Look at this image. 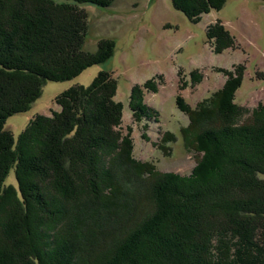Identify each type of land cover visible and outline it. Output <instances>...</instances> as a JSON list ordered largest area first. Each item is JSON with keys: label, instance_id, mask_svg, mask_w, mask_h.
<instances>
[{"label": "trees", "instance_id": "obj_1", "mask_svg": "<svg viewBox=\"0 0 264 264\" xmlns=\"http://www.w3.org/2000/svg\"><path fill=\"white\" fill-rule=\"evenodd\" d=\"M113 1L0 0V204L12 202L14 214L0 218L11 247L8 255L0 252V256L12 260L7 264H80L86 256L91 259L99 253L104 243H99L97 232L96 240L80 231L86 215L82 221L72 218V230H65V237L47 239V246L56 241L48 251L28 248L29 201L42 205L39 194L49 188L55 192L53 199L66 203L62 205L70 212L68 218L78 211L84 214L86 203L87 209L88 203L95 204V214L113 207L115 213L130 209V218L132 214L137 218L131 221L128 235L102 251L98 264H264V108L241 122L244 111L233 103L242 82L240 73L231 75L196 109L176 98L189 117L188 127L181 130L183 144L200 155L186 176L160 173L153 164L135 162L128 138L123 147L116 144L121 105L115 102L116 86L105 71L87 86L75 84L59 93L62 110L51 119L36 115L17 136L5 131L6 121L27 112L48 82L73 81L108 60L114 46L107 40L98 43L95 53L84 51L87 15L79 9H107ZM169 1L189 19L220 8L226 0H206L205 6L197 1L194 9L185 0ZM59 5L68 7H62L64 14ZM205 34L208 41H222L214 43L218 52L232 44L217 25L209 26ZM138 90L133 87L128 99L135 120L146 112L139 106ZM102 154L108 155L105 165ZM109 166L112 173L105 171ZM117 166L133 171L134 178L125 181L131 192L136 185L146 187L140 204L138 199L128 201L126 188H118L122 180L114 172ZM38 211L42 212L40 207ZM59 213L48 217L59 218Z\"/></svg>", "mask_w": 264, "mask_h": 264}, {"label": "rangeland", "instance_id": "obj_2", "mask_svg": "<svg viewBox=\"0 0 264 264\" xmlns=\"http://www.w3.org/2000/svg\"><path fill=\"white\" fill-rule=\"evenodd\" d=\"M197 1L202 6L207 4L206 0H202V3L201 0H185V3L192 4L194 9ZM200 4L198 3V8L202 7ZM63 9L60 10L64 14ZM79 10L87 15L84 51L88 54L95 53L98 43L107 40L105 43H113L112 55L104 64L84 71L73 81L61 84L48 82L27 112L16 114L6 121L4 129L10 134L17 136L36 115L51 119L62 110L56 98L59 93L75 84L87 86L98 72L105 71L116 86L115 102L121 105L120 123L116 127L119 141L116 144L123 147L128 138L132 148L131 157L135 162L153 164L160 173L186 176L200 155L189 152L183 144L181 130L188 127L189 117L183 108L177 106L178 98L192 110L196 109L197 105L221 90L231 75L234 77L233 74L240 73L242 82L235 92L233 103L244 111L241 122L246 121L248 116L251 117L256 109L264 108V0H226L220 8L198 16L191 15L189 19L174 10L169 0H114L107 9L88 6ZM212 25L222 27L227 32L232 40L229 48L218 52L214 43L222 41L207 40L205 32ZM133 87L140 90L142 97L139 106L146 110L140 120H135L129 107L128 99ZM137 101L136 97L132 103L136 105ZM194 135L196 136V131ZM107 157V154L101 155L104 165L108 162ZM105 171L112 173V166L105 167ZM114 172L119 173L122 180L118 188H126L127 196L130 197L128 200L131 202L138 199L140 204L146 187L136 185V189L131 192L128 185L125 186V181L134 178L131 175L133 171L117 166V171ZM109 176L110 174L106 177L107 180ZM54 193V190L43 188L38 198L42 205L38 201H29L27 211L31 212L27 219V238H30L27 239L28 248L34 245L31 248L39 253L41 250L48 251V246L55 245L56 237H63L65 230L71 231V218L82 220L86 215V224L80 225L81 233L84 232L87 238H95L93 234L97 232L99 243L104 245L94 258L86 256L80 264H88L89 260L91 264H98L103 252L110 250L124 234H129L131 221L137 219L133 214L130 218V209L115 213L113 207L101 209L96 215L93 203H88L90 209H87V203L83 205L86 206L84 214L78 211L77 215L72 213L68 218L69 213L62 205L67 206L66 203L61 199H53ZM10 204L12 202L8 201L0 204V218H14L11 211L13 205ZM15 204L20 209L19 203ZM44 204L48 207L43 206ZM38 206L42 212L38 211ZM47 212L53 215L60 212L59 218L53 219L51 216V219ZM116 214L121 218H116ZM99 218H103V221ZM134 225L136 226L135 223ZM20 230L24 231L22 228ZM4 231L0 225V252H4L3 256L8 255L11 248ZM47 239L55 240L47 246ZM45 245L47 249H42ZM7 262V259L0 256V264Z\"/></svg>", "mask_w": 264, "mask_h": 264}, {"label": "bare ground", "instance_id": "obj_3", "mask_svg": "<svg viewBox=\"0 0 264 264\" xmlns=\"http://www.w3.org/2000/svg\"><path fill=\"white\" fill-rule=\"evenodd\" d=\"M192 5V4H191ZM189 8V7H188ZM42 17V16H41ZM63 25V24H62ZM30 26V25H29ZM28 26V27H29ZM36 26V25H35ZM53 26V25H52ZM16 27V26H15ZM34 29V28H33ZM48 29V28H47ZM49 30V29H48ZM56 32V31H55ZM47 35V34H46ZM13 36V35H12ZM15 38V37H14ZM44 39V38H43ZM42 39V40H43ZM14 40V39H13ZM31 40V39H30ZM42 40H40V41H42ZM50 40V39H49ZM1 43V42H0ZM28 43V42H27ZM45 44V43H44ZM5 45V44H4ZM33 45V44H32ZM7 46V45H6ZM22 46V45H21ZM5 47V46H4ZM34 47V46H33ZM28 50V49H27ZM24 52V51H23ZM35 52H37V51H35ZM4 54V53H3ZM9 54V53H8ZM25 54V53H24ZM26 57V56H25ZM16 59V58H15ZM26 59H27V57H26ZM26 61V60H25ZM24 61V62H25ZM197 134V133H196ZM32 141V140H31ZM34 141V140H33ZM32 141V142H33ZM29 142V141H28ZM36 145V144H35ZM29 150V149H28ZM23 153V152H22ZM25 154H26V152H25ZM23 156V155H22ZM23 160V159H22ZM25 160H26V158H25ZM90 161V160H89ZM26 162V161H25ZM24 162V163H25ZM23 163V162H22ZM115 163V162H114ZM128 169V168H127ZM88 178V177H87ZM138 183V182H137ZM102 187V186H101ZM163 190V189H162ZM162 190L160 191V192H162ZM164 191V190H163ZM163 193V192H162ZM119 194V193H118ZM161 194V193H160ZM115 196V195H114ZM160 200H161V198H160ZM124 201V200H123ZM129 201V200H128ZM125 202V201H124ZM104 203V202H103ZM107 203V202H106ZM120 203V202H119ZM258 203V202H257ZM81 204V203H80ZM94 204V203H93ZM114 204V203H113ZM126 204V203H125ZM124 204V205H125ZM92 206V205H91ZM101 206V205H100ZM103 206V205H102ZM123 206V205H122ZM228 206V205H227ZM74 207V206H73ZM130 207V206H129ZM34 208V207H33ZM104 208V207H103ZM83 209V208H82ZM85 209V208H84ZM228 209V208H227ZM96 210V209H95ZM105 210V209H104ZM86 211V210H85ZM108 211V210H107ZM117 211V210H116ZM72 212V211H71ZM181 212H183V211H181ZM229 212H230V210H229ZM70 213V212H69ZM90 213V212H89ZM98 213V212H97ZM105 213V212H104ZM107 213V212H106ZM112 213V212H111ZM130 213V212H129ZM37 214H39V213H37ZM95 214V213H94ZM43 215V214H42ZM79 215H80V213H79ZM97 215V214H96ZM118 215V214H117ZM22 216V215H21ZM38 216V215H37ZM44 217V216H43ZM50 217V216H49ZM101 217V216H100ZM129 217V216H128ZM184 217V216H183ZM189 217V216H188ZM118 218H121L120 216L118 217ZM162 218V217H161ZM185 218V217H184ZM33 219V218H32ZM72 219V218H71ZM74 219V218H73ZM111 219H112V217H111ZM105 220V219H104ZM23 221V220H22ZM32 221V220H31ZM72 221V220H71ZM74 221V220H73ZM76 221V220H75ZM78 221V220H77ZM82 221V220H81ZM106 221V220H105ZM28 222H29V220H28ZM35 222V221H34ZM110 222V221H109ZM23 223V222H22ZM105 223V222H104ZM107 223V222H106ZM30 224V223H29ZM38 224V223H37ZM78 224V223H77ZM77 224H75V225H77ZM90 224H92L91 222H90ZM103 224V223H102ZM115 225V224H114ZM74 226V225H73ZM101 226V225H100ZM118 227V226H117ZM50 229V228H49ZM48 229V230H49ZM76 229V228H75ZM87 229V228H86ZM72 230V229H71ZM108 230H109V228H108ZM137 230V229H136ZM86 231V230H85ZM145 231V230H144ZM147 231V230H146ZM28 232V231H27ZM31 232H32V230H31ZM38 233V232H37ZM60 233V232H59ZM58 233V234H59ZM182 233V232H181ZM34 234V233H33ZM36 234V233H35ZM79 234H80V232H79ZM107 234V233H106ZM145 234V233H144ZM185 234H187V233H185ZM185 234H182V235H185ZM190 234V233H189ZM193 234V233H192ZM95 235V234H94ZM188 235V234H187ZM77 236H78V234H77ZM82 236V235H81ZM83 236H85V235H83ZM186 236V235H185ZM190 236V235H189ZM33 237V236H32ZM64 237V236H63ZM187 238H190V237H187ZM30 239V238H29ZM28 239V240H29ZM96 239V238H95ZM186 239V238H185ZM32 240V239H31ZM97 240V239H96ZM95 240V241H96ZM104 240V239H103ZM32 242V241H31ZM66 243V242H65ZM83 243H85V242H83ZM97 243V242H96ZM82 244V243H81ZM94 244V243H93ZM78 245V244H77ZM71 246V245H70ZM93 247V246H92ZM167 247V246H166ZM34 248V247H33ZM69 248V247H68ZM77 248V247H76ZM85 248H87V247H85ZM91 248V247H90ZM173 248V247H172ZM74 249V248H73ZM165 249V248H164ZM64 250V249H63ZM77 250V249H76ZM84 251H85V249H83ZM166 250H168V249H166ZM172 250V249H171ZM38 251V250H37ZM198 251V250H197ZM167 252V251H166ZM81 253H82V251H81ZM198 253V252H197ZM200 253V252H199ZM49 254V253H48ZM180 254V253H179ZM172 255V254H171ZM170 256V255H169ZM173 256V255H172ZM186 256V255H185ZM167 257V256H166ZM201 257V256H200ZM199 257V258H200ZM174 258V257H173ZM187 259V258H186ZM195 259V258H194ZM185 260V259H184ZM189 260V259H188ZM177 261V260H176ZM172 262H174L173 260H172ZM178 262H181V261H178ZM183 262V261H182ZM185 262V261H184ZM187 262V261H186ZM198 262V261H197ZM48 263H50V262H48ZM169 263V262H168ZM188 263V262H187ZM82 264V263H81Z\"/></svg>", "mask_w": 264, "mask_h": 264}]
</instances>
